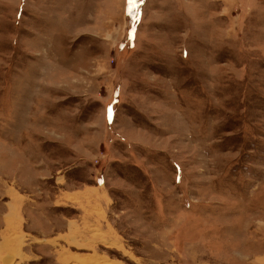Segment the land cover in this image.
Masks as SVG:
<instances>
[{
  "label": "rangeland",
  "instance_id": "1",
  "mask_svg": "<svg viewBox=\"0 0 264 264\" xmlns=\"http://www.w3.org/2000/svg\"><path fill=\"white\" fill-rule=\"evenodd\" d=\"M85 257L264 264V0H0V264Z\"/></svg>",
  "mask_w": 264,
  "mask_h": 264
},
{
  "label": "bare ground",
  "instance_id": "2",
  "mask_svg": "<svg viewBox=\"0 0 264 264\" xmlns=\"http://www.w3.org/2000/svg\"><path fill=\"white\" fill-rule=\"evenodd\" d=\"M90 259H91V258H86V257H85V259H84V261L82 262V264H100V263H101V262H98L97 260H92L93 258L91 259L92 263H90V262H89ZM86 261H87V262H86Z\"/></svg>",
  "mask_w": 264,
  "mask_h": 264
},
{
  "label": "crops",
  "instance_id": "3",
  "mask_svg": "<svg viewBox=\"0 0 264 264\" xmlns=\"http://www.w3.org/2000/svg\"><path fill=\"white\" fill-rule=\"evenodd\" d=\"M90 258H91V257H90ZM92 260H94V259H92ZM95 260H97V259L95 258ZM97 261L102 263V261H101V260H97Z\"/></svg>",
  "mask_w": 264,
  "mask_h": 264
}]
</instances>
